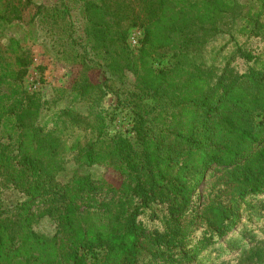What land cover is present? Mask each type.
Instances as JSON below:
<instances>
[{
    "label": "trees",
    "instance_id": "obj_1",
    "mask_svg": "<svg viewBox=\"0 0 264 264\" xmlns=\"http://www.w3.org/2000/svg\"><path fill=\"white\" fill-rule=\"evenodd\" d=\"M250 1L258 9L241 15L240 0H24L46 50L82 67L74 100L135 76L118 99L134 137L100 130L70 143L71 127L94 124L67 106L41 121L46 101L24 83L33 53L7 33L22 9L0 0V264H264V234L230 257L213 246L243 215L264 221V53L234 35L264 39V0ZM226 33L234 50L211 61L207 43ZM96 68L105 81L90 78ZM43 218L52 235L36 229Z\"/></svg>",
    "mask_w": 264,
    "mask_h": 264
},
{
    "label": "rangeland",
    "instance_id": "obj_2",
    "mask_svg": "<svg viewBox=\"0 0 264 264\" xmlns=\"http://www.w3.org/2000/svg\"><path fill=\"white\" fill-rule=\"evenodd\" d=\"M34 3H44L47 5L54 4L57 0H32ZM12 4L19 5L22 9L20 19H15L7 30L9 35L19 37L23 44L30 48L34 63L32 64L29 74L25 79V86L29 91L39 92L46 105L41 118V121L50 120L58 110L68 107L69 112H80L87 116L94 124L92 129H82L80 127H71L68 131V140L71 143L77 136L91 138L95 137L100 130L110 134L121 133L128 137H134L132 132V122L127 112L122 107L123 104L118 105L119 95L125 96L124 92L134 89L135 76L131 72H127L125 76L111 75L108 77L107 85L103 87L101 93L90 96L85 99L74 100L71 92L72 86L80 74L82 67L80 65L68 64L64 61L58 60L52 52L46 50L44 35L42 30L34 23L30 22L31 15L35 11V7H24V0H11ZM251 7L253 11L258 9L254 2L250 0H240L237 6L238 14L247 13ZM14 13H12L13 15ZM77 11L74 12L76 16ZM11 15V16H12ZM142 30L136 28L132 31L130 36V43L135 51H138L137 42L141 38ZM237 40L240 43L247 42L249 47H252L256 52L264 53V39L261 37L250 36L246 31L235 32ZM230 34H221L207 43L206 57L211 61L222 62L224 57L229 55L235 48V42L231 41ZM231 41V42H229ZM240 69L244 70L246 65L239 62ZM90 78L94 82L105 81V76L101 69L96 68L90 71ZM92 171L99 175H105L110 181L115 184L120 183L121 176L118 172L107 169L103 165H95ZM217 169L212 167L208 170L205 180L201 187V193H206L209 183L214 179ZM199 201H204V197L200 196ZM144 220L150 226L152 223L147 216ZM157 224V223H156ZM36 229L39 231L52 235L55 232V224L50 218H43L36 224ZM195 234H199L200 230L196 229ZM264 234V221L258 219L256 216L249 217L243 215L237 227L228 235L224 236L216 245H220V251H227V257L231 254H239V248L243 247L242 242L245 243L251 237L256 235L261 237ZM240 236L238 243L235 240L236 236ZM238 246V247H236ZM214 257V256H213ZM197 264H207V261H200Z\"/></svg>",
    "mask_w": 264,
    "mask_h": 264
},
{
    "label": "built area",
    "instance_id": "obj_3",
    "mask_svg": "<svg viewBox=\"0 0 264 264\" xmlns=\"http://www.w3.org/2000/svg\"><path fill=\"white\" fill-rule=\"evenodd\" d=\"M142 33H141V38H142ZM141 38L139 39V41L137 42V44H138V47L140 46V40H141Z\"/></svg>",
    "mask_w": 264,
    "mask_h": 264
}]
</instances>
